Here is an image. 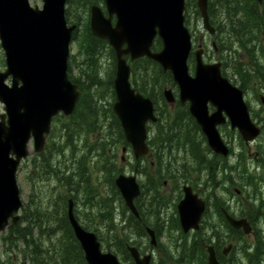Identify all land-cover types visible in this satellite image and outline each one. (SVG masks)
Masks as SVG:
<instances>
[{
    "label": "trees",
    "instance_id": "16d2710c",
    "mask_svg": "<svg viewBox=\"0 0 264 264\" xmlns=\"http://www.w3.org/2000/svg\"><path fill=\"white\" fill-rule=\"evenodd\" d=\"M67 4L66 18L69 23L77 24L73 44L77 45V53L82 57L81 60L78 56L72 57L68 72L70 79L80 86L82 96L71 118L61 115L54 119L58 125H54L44 153L34 154L26 161H30L32 165L29 179L35 192L21 211L20 223L10 226L4 232L2 240L6 250L4 259L0 257V264H87L68 219L69 199L74 202L75 216L82 226L95 232L103 249L113 252L123 264H134L128 246H137L141 253L148 250V244L143 243L148 235L141 224L139 199L136 207L140 217L137 218L125 208L115 185L116 177L122 172L117 150L121 145L129 147V144L113 111L116 100L115 52L107 41L92 34L90 26L91 7L99 5L105 11L104 0H68ZM208 14L216 30L214 40L218 59L222 63L226 62L233 77L242 74L237 85L244 89L249 81V74H253L256 79L260 77L264 82V0L261 4L258 0H208ZM185 18L186 26L192 21L195 24L201 21L196 0H186ZM161 48L162 42L157 38L153 50ZM242 55L249 63L241 59ZM104 58L111 62L106 80L101 76ZM189 63H194V54ZM152 65L156 66L154 76L150 74ZM74 67L78 68L76 76L73 75ZM138 67L143 69L142 74ZM256 67L260 71L257 76L253 73ZM222 73L227 76L224 70ZM148 76L154 80L153 84ZM142 78L144 88L141 87ZM132 84L155 104L158 122L151 129L149 142L161 145L163 162L170 164L171 151L180 145L193 157L191 167H194V173L198 177L208 169L210 175L206 178V183L213 188L233 183L235 178L246 183L242 193L249 199L250 206L245 208L241 205L242 209L237 213L219 199L212 203L211 197H207L208 208L201 227L192 235L190 243L188 236L181 233L182 242L177 247H182L183 251L179 254L178 262L207 264L206 247L213 245L222 264H264V236L253 227L264 216V199L249 195V192L257 193L259 187L252 183V175H242L248 172L246 166H243L245 154L240 155L238 164L228 166L226 162L221 167V175L219 171L215 174L214 161L211 157L205 159L203 135L188 109L180 105L172 109L164 99V89L174 86L171 73L165 72L151 60L140 59L132 66ZM252 117L259 120L258 113L252 112ZM130 164L134 166L135 173L140 175L139 161L133 160ZM197 168L200 169L199 173ZM187 181L195 184L198 180L188 177ZM263 181L264 178L261 177V182ZM51 183L54 185L46 191V185L50 186ZM251 186L254 188L250 189ZM263 186L264 184L261 188ZM177 199L172 198L171 202L168 200L167 206L176 210ZM77 205L82 206L84 211L78 210ZM224 209L234 217H246L253 228L251 235L233 229L225 219ZM214 212L219 217L218 226L214 222H207L211 223L207 227L202 226L208 217L214 218ZM172 220L171 216V222ZM176 225L169 231L172 228L180 229L179 224ZM203 230L206 233H202ZM232 236L235 237V241L230 242L233 243V249L229 257L224 258L222 249L228 245ZM249 236H254L253 244L249 243ZM14 250H18L19 257L10 255ZM174 253L176 254V248Z\"/></svg>",
    "mask_w": 264,
    "mask_h": 264
},
{
    "label": "water",
    "instance_id": "95a60500",
    "mask_svg": "<svg viewBox=\"0 0 264 264\" xmlns=\"http://www.w3.org/2000/svg\"><path fill=\"white\" fill-rule=\"evenodd\" d=\"M107 14L95 5L91 8V31L99 39L107 40L117 58L114 79L116 101L113 111L118 117L126 141L136 159L148 153L147 123L157 121L154 104L130 83L131 61L147 57L172 73L184 105L190 103V112L196 119L211 150L228 156L217 126L224 123V113L232 127L238 128L246 144L256 140L261 129L252 121L243 92L222 76L220 63L206 64L204 50L196 51L195 74L189 73L188 58L192 37L185 26L186 0H104ZM260 2L262 0H259ZM67 0H42V8L31 6L29 0H0V42L6 57V70L0 71V234L20 222L24 207L17 183L18 169L33 152L42 154L50 135L53 119L62 114L73 115L81 97L79 85L68 75L70 45L76 25L69 26L65 17ZM203 26L211 34L208 0H197ZM116 18L115 24L113 18ZM163 43L160 51L151 50L156 37ZM11 78V84L8 80ZM164 96L175 104L172 89ZM217 111L209 114L208 104ZM126 149H123L125 154ZM122 161H125L123 156ZM115 184L125 206L139 216L135 200L141 190L136 175H119ZM185 198L178 205L182 229L185 233L199 230L206 203L185 188ZM18 214V215H17ZM234 229L250 234L247 219H236L225 212ZM68 218L88 264H122L112 252L102 250L94 232L86 230L76 219L70 200ZM155 245L152 230H148ZM231 248L228 247L224 254ZM128 251L135 264H151L152 255L142 256L134 246ZM207 264H221L213 246L207 248Z\"/></svg>",
    "mask_w": 264,
    "mask_h": 264
},
{
    "label": "rangeland",
    "instance_id": "374dc122",
    "mask_svg": "<svg viewBox=\"0 0 264 264\" xmlns=\"http://www.w3.org/2000/svg\"><path fill=\"white\" fill-rule=\"evenodd\" d=\"M30 3L32 6L38 5L40 8L42 7V0H30ZM72 16V13L70 14ZM189 28V30L191 31V34L194 37V41H195V46L194 49L196 50L198 45H199V41L200 38H204V40H207L208 42V50L209 53L207 55V60H217L216 58H218V54H215L212 50L211 47V42H210V38L207 35V32L205 30H203L202 28V24L201 21L197 24H195L193 21L190 25L187 26ZM262 47L264 49V39H262ZM78 50H77V45L76 44H72V50H71V55L69 58V62L72 60L73 56H78V59L81 60L82 57L80 55H78ZM241 59L244 62H248V59L245 56H241ZM212 61H210L212 63ZM262 62V61H261ZM110 63L109 60L107 58H104L102 60V68H101V76L106 80L108 79V73L110 72ZM249 63V62H248ZM251 65V64H250ZM153 68H150V74L154 76V73H156V66L152 65ZM6 69V58L4 55V52L1 48V44H0V71H4ZM142 68L138 67V71L142 74ZM190 72L191 74L194 73V64L190 63ZM78 73V68L74 67L73 68V75L76 76ZM241 75H238L237 78L238 80H240ZM136 77H138V81L140 82V77L139 75H137ZM250 77V81L247 82L245 84V90H247V94L248 96L245 98L246 99V103L250 106V110H252L253 114L254 113H258L259 120H255L258 124L259 127L262 128V134L261 136L252 144H250L249 148L246 147V145L244 144L243 141L239 142V137L237 136V140H234V136L232 135L230 137V139H228V141H230V148L232 150V156L230 157V159H227L228 166H233L238 164V162L240 161V155H243V153L245 154V159L243 162V166H246V168L248 169V172H244L242 173L243 176L245 177H250V175L253 176V179H251L252 183H254L256 186L259 187L258 192H249V195L251 194L254 198H262L264 199V186L261 188V185L264 184V181L261 182V177L264 178V113L261 111L262 110V105L260 104V102L257 100V94L259 93V88L258 85H260L259 80L256 79V77L253 74H249ZM149 81L151 84L154 83V80L151 78L150 76H148ZM154 78V77H153ZM157 81H160V77L159 75H157ZM142 80V84L141 87L144 88V78L141 79ZM255 81H258V85H255ZM148 87V86H147ZM146 87V88H147ZM169 88H171L169 86ZM148 89L150 91H152V89H150L148 87ZM116 101V100H115ZM176 109V107H175ZM172 110V109H171ZM3 105L0 103V114L3 113ZM54 125H58L55 121L52 124V129L54 127ZM52 132V130H51ZM122 146L121 145L119 147V149L117 150V156H118V161L119 166L122 168V172L120 174H125V175H132L134 173V166L131 165L130 163L133 161L131 156H128L130 153L125 154V157L128 159V161L125 162V164H123L121 162V157L122 155ZM31 150H32V145H31ZM27 161V160H26ZM24 161L18 171V175H17V183L18 186L20 188L21 191V195H22V199H23V203L24 205L28 203L29 198L31 197V195L34 194V187L33 184L31 182V180L29 179V175H30V171L32 170V165L31 162H26ZM119 174V175H120ZM195 174V173H193ZM118 175V176H119ZM207 175H209V172L206 170L204 171L202 174H200V181L198 178V175H193L191 177V179H197V183L195 184H189L191 186H193V188L198 191L199 189L203 190L204 185L208 187L207 192L205 193V197H211L212 199V203L215 202V200L219 199L222 204H225L226 206H229L231 208V210L233 212H239L242 207L241 205H243L245 208H247L248 206H250V202L249 199L246 198V196H244L245 194L242 193L244 190V187H246V183L245 181H243V183L241 181H239V179L235 178L233 183H226L224 184V186L222 187H215L213 188L211 184L206 183V178ZM139 175H138V182L140 181L139 179ZM250 180V179H249ZM54 184L51 183L50 186L46 185V191L47 189L51 188ZM236 185V186H233ZM254 188V187H250ZM230 189L231 192L228 190ZM236 189H238L240 191V194L238 195L235 191ZM215 191V192H213ZM251 191V190H250ZM202 192V191H201ZM259 193V194H258ZM262 205V203H260V206ZM78 206V205H77ZM78 210L84 211V209H82V206H78L77 208ZM214 211V209H213ZM177 213V211L174 208H171V214H172V219L175 220L174 218V214ZM20 215H22V212H20ZM80 222V221H79ZM207 222H214L215 225L218 226L219 223V217L215 214L214 212V218L213 217H208L206 220V223L204 222L202 226H209L211 223H207ZM81 224V223H80ZM82 225V224H81ZM174 226L172 223L170 225V223H167V229H163V231H160L159 228V233H161V239L159 240L158 246H151V244L149 243L148 240H146L147 237H145L143 239V243L144 245L148 244V250H145L143 252H145V254H150L152 253L154 258H155V263L156 264H183V263H179L178 260L180 258L179 254L181 251H183V248L180 246L177 247L178 244H180L181 241V233L182 235L188 236L187 240L190 243L191 238L193 237L192 235L196 232H191L189 234H185L184 232H182V229L180 228H176L173 229L171 231H169L171 229V227ZM177 226V225H175ZM179 227L180 224H179ZM254 228H257V230H260V232L263 234L264 236V216L261 217L259 220H257L256 222V226H253ZM36 232V231H35ZM202 233H206L204 230L202 231ZM5 236V233L0 234V257L2 259H4V253L6 250V247L4 246V241L2 240V238ZM249 243H254L255 242V238L254 236H249L248 238ZM235 241V237L232 236L229 243ZM228 243V244H229ZM137 247V246H136ZM226 247V246H225ZM176 248V254L174 253V250ZM105 251V250H104ZM144 254V253H143ZM10 255H12L13 257H19V252L18 250H14L12 252H10ZM169 256H171L169 258ZM176 257V258H175ZM229 257V256H228ZM227 257V258H228ZM178 258V259H177ZM152 264V263H151Z\"/></svg>",
    "mask_w": 264,
    "mask_h": 264
},
{
    "label": "flooded vegetation",
    "instance_id": "af4514ba",
    "mask_svg": "<svg viewBox=\"0 0 264 264\" xmlns=\"http://www.w3.org/2000/svg\"><path fill=\"white\" fill-rule=\"evenodd\" d=\"M129 59V58H128ZM227 75L225 78H227L232 85L238 86L237 77H233V72L228 71V65L226 62L222 63L221 66V72H223ZM256 76L260 74L259 68L256 67L254 72ZM159 75V74H158ZM250 81V78H248ZM259 80L260 84L258 85V81H255V85H258L259 93L257 94V100L262 105V112L264 113V82L261 80L260 77L257 78ZM248 81V82H249ZM239 87V86H238ZM240 88V87H239ZM243 91L244 99L248 96L247 90L240 88ZM246 101V99H245ZM247 102V101H246ZM178 102L176 103V105ZM183 107H187L188 105H183ZM249 106V105H248ZM249 109L250 106H249ZM208 111L209 114H213L217 111V108L209 103L208 104ZM252 113V110H250ZM224 123L217 126V129L220 133L221 139L223 143L228 147L229 154L228 156H223L221 154H217L213 152L208 144V140L205 136H203V148L205 152H203L205 159L211 157L214 161L215 166V174L219 171V174L221 175V167L223 164H225L230 157L232 156V150L230 148V137L233 135L234 140H237V136L239 137V142L242 141L241 134L238 130V128H233L232 124L229 120V118L224 113ZM193 119V118H192ZM196 123V121L194 120ZM197 125V123H196ZM152 125L148 126V130L151 131ZM203 135V134H202ZM150 140V138H149ZM148 140V146L149 151L146 155L141 156L140 158L136 159L132 154V158L139 161L140 166V175H139V185L141 189V196L139 197V201L141 203V224L145 227L147 238L146 240L151 243L150 236L148 234V230H152L154 233V237L156 240V247L158 246L159 240L161 239V233H159V228L167 229V223L169 222L173 225L181 224L180 223V216L178 212V204L185 198V188H191L193 190L194 194H197L199 198H201L206 203V209L208 208V199L205 197V193L207 192V185L203 187V190L199 189L196 191L193 186H191L187 179L188 177H192L193 175L196 176L194 173V167H191V161H193V157L191 155H188V151H186L183 147L180 145H177L173 148L171 151V157L172 160L171 163H165L163 162L162 154L163 150L161 148V145L159 143L155 142H149ZM246 147L249 148V145L245 144ZM202 154V155H203ZM203 156V158H204ZM193 164V163H192ZM209 162H207L206 165H208ZM208 171V169H207ZM197 172H200V169L197 168ZM196 172V173H197ZM209 172V171H208ZM210 175V174H209ZM207 175V177H209ZM165 177V178H164ZM199 181H200V177ZM202 191V192H201ZM239 194V190H238ZM177 199V205H176V211L177 213L174 214V218L171 222V208H169L168 200L171 202V199ZM140 217V216H139ZM151 225L152 227H149ZM181 226V225H180ZM191 233V232H189ZM158 242V243H157ZM225 247H223L222 250V256L224 258H227L229 256L228 250L226 254H224V251H226ZM221 256V257H222ZM153 263H155V258H153Z\"/></svg>",
    "mask_w": 264,
    "mask_h": 264
}]
</instances>
